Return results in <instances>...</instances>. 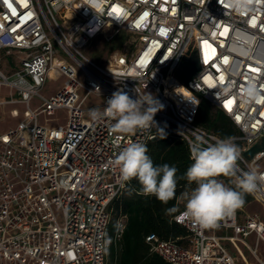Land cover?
<instances>
[{
    "label": "built area",
    "instance_id": "built-area-1",
    "mask_svg": "<svg viewBox=\"0 0 264 264\" xmlns=\"http://www.w3.org/2000/svg\"><path fill=\"white\" fill-rule=\"evenodd\" d=\"M121 33L127 38L105 64L84 54L96 38L109 43ZM189 50L196 70L181 82ZM53 76L66 80L48 98L42 90ZM250 82L256 99L245 94ZM1 87L11 97L0 104L25 109L0 135V264H104L110 206L126 185L113 161L131 143L160 136L155 126L129 135L107 117L91 119L90 110L103 112L117 90L133 99L152 94L163 105L156 126L189 149L197 137L204 146L222 139L195 124L206 99L238 130L231 136L238 171L264 174V148L246 155L264 140V0H0ZM57 110L67 112L65 128L39 123ZM250 195L264 205V187ZM183 210L173 220L189 232L186 246L145 237L168 264H248L238 243L264 264V218L240 207L218 227L201 229L182 219Z\"/></svg>",
    "mask_w": 264,
    "mask_h": 264
},
{
    "label": "clouds",
    "instance_id": "clouds-1",
    "mask_svg": "<svg viewBox=\"0 0 264 264\" xmlns=\"http://www.w3.org/2000/svg\"><path fill=\"white\" fill-rule=\"evenodd\" d=\"M245 94L256 99L259 90L250 82ZM162 107L150 93L133 99L123 90H117L107 100L103 112L94 108L89 115L93 121L104 117L114 120L113 128L120 134H135L138 129L155 126L162 133L160 138L164 139L166 133L154 121L155 114ZM196 139L197 142L190 145L194 162L183 176L187 184L183 192L186 203L182 219L201 229H214L222 219L232 216L243 206L246 194L264 187V174H258L255 169L238 171L240 149L234 137H224L207 146L203 145L200 137ZM147 153L145 144L131 143L118 153L113 164L119 168L121 181L136 179L142 193L154 195L161 203L167 204L176 195L179 182L177 168L168 164L154 166ZM222 176L232 177L235 186L225 184L219 179Z\"/></svg>",
    "mask_w": 264,
    "mask_h": 264
},
{
    "label": "trees",
    "instance_id": "trees-1",
    "mask_svg": "<svg viewBox=\"0 0 264 264\" xmlns=\"http://www.w3.org/2000/svg\"><path fill=\"white\" fill-rule=\"evenodd\" d=\"M126 38L127 35L121 33L110 42L111 44L105 42L110 44L108 55L121 49ZM91 55L95 60H99L101 56L97 51H92ZM195 70V58L193 52L189 50L179 65L177 77L181 82H186ZM195 124L219 138L238 134V130L230 119L203 98L198 105ZM161 136L162 133L157 140L146 144L147 154L153 160L154 166L168 164L177 168L179 182L176 195L164 204L154 195L142 193L136 179L127 181L120 196L110 206L111 218L106 230L104 264H168L158 254L150 251L145 242V237L149 234H154L160 240L174 241L182 246L188 243L189 232L185 227L177 224L173 218L184 209L186 201L183 198V192L187 181L183 176L194 161L191 159L189 146L184 139L168 133L164 139H161ZM261 148H264V140L254 145L246 155L249 156ZM231 178L219 177L226 184L234 187ZM192 187L195 185L193 184ZM251 200L252 196L246 194L245 203ZM121 219L125 220L124 228L120 238L117 239V227Z\"/></svg>",
    "mask_w": 264,
    "mask_h": 264
},
{
    "label": "rangeland",
    "instance_id": "rangeland-1",
    "mask_svg": "<svg viewBox=\"0 0 264 264\" xmlns=\"http://www.w3.org/2000/svg\"><path fill=\"white\" fill-rule=\"evenodd\" d=\"M108 43V42H107ZM105 43L100 38L95 39L88 47L84 49V54L87 55L90 59L93 61L99 63V64H105L107 62V59L109 57V47L110 44ZM92 51H97L100 53V59L95 60L91 53ZM65 78L63 76H53L49 80H47L45 87L42 90V94L45 97H51L58 88H60L65 83ZM10 90L7 87H1L0 88V99L3 101H8L10 99ZM12 97L15 98V93H12ZM37 105V100L32 101V107H35ZM16 110L18 112L17 116H13L11 114V110ZM24 106L20 103H1L0 104V135L3 133H6L9 129L15 127V125L23 118V111ZM47 117L40 115L38 117V121L41 124L49 125L53 127L62 126L63 128L66 127V121H67V112L65 110H57L54 112V114L51 117ZM231 178V182H232ZM224 182V181H223ZM225 183V182H224ZM226 184V183H225ZM243 210V213L246 214H257L261 218H264V205L257 202L253 197L252 200L248 203H244L241 207ZM217 234H221L220 230L215 231ZM208 234L209 231H206ZM248 243L253 242V237H249L247 239ZM225 246L229 250V252L232 254V256L237 260V262L241 263V256L237 253L235 248L231 246L227 241L224 242ZM240 253L245 258V260L248 262V264H256L255 259L250 255V253L247 251V249L240 243L237 244ZM259 252L261 254H264V243L259 244Z\"/></svg>",
    "mask_w": 264,
    "mask_h": 264
}]
</instances>
